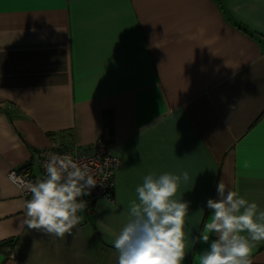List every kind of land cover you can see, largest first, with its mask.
<instances>
[{
    "label": "crops",
    "instance_id": "crops-1",
    "mask_svg": "<svg viewBox=\"0 0 264 264\" xmlns=\"http://www.w3.org/2000/svg\"><path fill=\"white\" fill-rule=\"evenodd\" d=\"M113 144L112 200L10 182ZM264 264V0H0V264Z\"/></svg>",
    "mask_w": 264,
    "mask_h": 264
},
{
    "label": "built area",
    "instance_id": "built-area-1",
    "mask_svg": "<svg viewBox=\"0 0 264 264\" xmlns=\"http://www.w3.org/2000/svg\"><path fill=\"white\" fill-rule=\"evenodd\" d=\"M112 148L101 136L87 147L50 144L39 150V177L21 167L9 169L7 178L33 204L85 209L99 198L112 200L114 174L120 165Z\"/></svg>",
    "mask_w": 264,
    "mask_h": 264
},
{
    "label": "trees",
    "instance_id": "trees-1",
    "mask_svg": "<svg viewBox=\"0 0 264 264\" xmlns=\"http://www.w3.org/2000/svg\"><path fill=\"white\" fill-rule=\"evenodd\" d=\"M52 144H54V145H57L58 147H61V148H70V147H72V146H69V145H65V144H57V143H55V142H53V143H51V145ZM49 146V145H48ZM46 147V146H45ZM41 150V149H40ZM38 153H39V151L37 152V154H36V162H38V159H37V156H38ZM30 166H32L31 165V163H29V164H26V165H23V166H20V167H18L19 169L21 168V169H27L28 171H30ZM223 264H226V262L224 261L223 262Z\"/></svg>",
    "mask_w": 264,
    "mask_h": 264
},
{
    "label": "bare ground",
    "instance_id": "bare-ground-1",
    "mask_svg": "<svg viewBox=\"0 0 264 264\" xmlns=\"http://www.w3.org/2000/svg\"><path fill=\"white\" fill-rule=\"evenodd\" d=\"M69 211V210H68Z\"/></svg>",
    "mask_w": 264,
    "mask_h": 264
}]
</instances>
